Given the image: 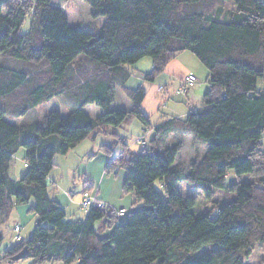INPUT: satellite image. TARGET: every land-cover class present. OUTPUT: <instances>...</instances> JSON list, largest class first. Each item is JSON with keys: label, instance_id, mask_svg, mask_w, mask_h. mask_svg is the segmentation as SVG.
<instances>
[{"label": "trees", "instance_id": "obj_1", "mask_svg": "<svg viewBox=\"0 0 264 264\" xmlns=\"http://www.w3.org/2000/svg\"><path fill=\"white\" fill-rule=\"evenodd\" d=\"M53 1L0 4V54L45 62L48 68L41 79L0 66V217L29 200L36 217L25 241L19 236L1 250L0 234V264H246L255 248L264 247V89L257 87L264 81V0H82L91 19L103 18L94 33L71 25L57 5L61 0ZM217 4L228 5L230 12ZM27 17L29 31L21 33ZM181 52L195 56L209 74L199 109L152 126L140 109L142 87L122 89L128 110L111 108L115 85L122 87L129 78L123 68L150 58L152 69L143 80L153 82ZM80 55L93 64L95 75L85 83L78 106L65 110L53 99L68 90L70 69ZM15 94L20 99L11 107L13 117L48 106L42 124L29 126L28 137L23 126L5 120V100ZM89 104L102 112L87 114ZM131 116L143 126V135L153 130L147 147L136 143L142 148L138 153L118 133ZM179 131L206 146L187 173L175 163L180 146L162 147L168 134ZM102 133L113 140L100 147L102 153L112 155L119 142L123 145L107 165L113 171L123 164L122 189L134 195L135 209L117 217L94 206L84 220L69 222L49 194L53 158ZM51 136L58 138L56 144L47 142ZM19 147L25 151V172L13 181L8 171ZM229 173L236 181L227 184ZM243 175L253 181H239ZM182 181L198 185L206 199L216 190L232 197L215 217L196 214L195 201L175 190ZM111 221V232L99 236ZM210 244L216 246L197 255Z\"/></svg>", "mask_w": 264, "mask_h": 264}, {"label": "rangeland", "instance_id": "obj_2", "mask_svg": "<svg viewBox=\"0 0 264 264\" xmlns=\"http://www.w3.org/2000/svg\"><path fill=\"white\" fill-rule=\"evenodd\" d=\"M7 0H4L5 2ZM57 3L56 0L53 1V4ZM67 14V17L70 21L71 24L78 26L80 28L96 32L103 23V18H98V19H91L88 14V6L86 7V4L82 0H61L57 3ZM217 8H220L222 11H226V13H229V6L224 5V4H217ZM214 11V10H213ZM30 19L29 17L26 18L25 23L23 24L21 28V33H27L30 28ZM190 56L192 59V62L189 61V59H185L184 57ZM140 63L143 62H149L151 63L150 58H143L139 60ZM138 61V62H139ZM137 62V63H138ZM136 63V64H137ZM134 64L131 66L127 67H132L135 68L136 70L138 69V66L140 65ZM0 66L12 69V70H19V71H28L31 74H34L35 76L41 78V79H46L47 78V66L45 62H35V61H22L18 59L12 58L8 53H3L0 54ZM152 69V67H151ZM151 69L149 71H145L148 74L150 73ZM166 69H172L176 70V72H181V74H185L186 72L192 70L194 73V76L196 77V82L195 85L199 84V86L202 85V88H205L204 86L208 87V72L207 69L193 56L192 54L186 53L183 54V56H178L175 59H172V61L168 64ZM69 77H68V90L65 91V93L55 97L53 101L55 103H60L59 105L63 109H67L70 107H77L78 103L82 101V99L85 97V83L89 81L93 75H95V67L93 64H91L83 55L78 57L72 64V67L70 69ZM180 74V75H181ZM173 82L177 83V79H173ZM147 82V81H146ZM151 82L146 83L147 86L144 87V91L146 93V97L144 99V103L142 105V109L145 116L149 119V122L151 125H155L158 120L161 119V117H166L169 118L171 116L170 114V102L171 98H169V94L166 95L165 92H158L157 88L150 89L152 86H149ZM174 83V84H175ZM258 88L263 87L264 89V81H259L257 84ZM192 89V88H191ZM22 91V90H21ZM189 90L185 91V95H187ZM205 91L202 90V93ZM22 94V92H21ZM171 97V96H170ZM14 98V101H13ZM8 98L5 100V106L7 108V114L5 116V120L9 123L15 124V125H21L23 126L26 131L24 133V136H30V125H40L42 124L45 115L47 113L48 106L46 105H39L36 106L35 108H32L28 110L23 116L19 117H13L11 113V107L20 99L18 94H15L14 96ZM121 96L118 92L117 96V103L121 106L123 104L120 102ZM199 105V104H198ZM197 105V106H198ZM86 111L91 113V116L94 115L95 112V106H92V104L86 105L85 106ZM142 111V113H143ZM93 113V114H92ZM143 113V114H144ZM133 119L135 125H139L141 129V124L134 118ZM128 119L126 120L125 123H123L121 126L124 124L129 125ZM128 123V124H127ZM125 129V128H122ZM131 131L126 132L125 130L122 131V136L125 138V143L129 146V149L132 152H139L142 150V148L135 143L136 139L139 137H142L143 140L145 141V146L147 147L149 145L148 142V133L144 132L139 133L140 131L135 130V127L130 128ZM100 136V135H99ZM109 140V139H108ZM264 143V140H263ZM173 145H179L180 150L176 156L175 163L181 167V169L187 173L188 168L191 163L199 161L204 152L206 151V146L203 142L198 141L194 138V136L189 133L188 131H179L175 134L168 135L165 137V139L162 141V147H170ZM262 145V144H261ZM123 145L122 143H118V145L114 148L113 154L116 155L120 151H122ZM263 153H264V144L262 145ZM24 154L25 151L22 147H19L16 151V153L13 155L12 160H11V165L8 171V177L9 178H16L17 180L20 179V177L24 174L25 172V166H24ZM57 155V154H56ZM117 169L120 171H123V164L120 162L117 164ZM67 169L63 168V177H64V185L66 187H69V189L66 190V192H71L73 202L77 203L79 200L81 202L80 196L81 193L86 192L89 190H83V183H82V178L72 175V179H66L67 174H66ZM105 171H108V173H112V168L106 165ZM257 181H259V178H256ZM236 181L234 176H229L227 177L226 183L229 184L231 182ZM239 181L241 182H252L253 178L249 175H243L240 177ZM49 189H50V194L54 193H59L58 198H60V194L64 198L63 190H61V187H56V191L51 189L52 187L50 186V181H48ZM155 187L158 190H161V183L160 181H157L155 183ZM63 188V187H62ZM175 190L177 193H179L183 198H191L195 201V206L193 208V212L197 213H202V212H210L213 217L216 216V211L219 208L220 205L225 200H228L229 198L232 197V194L226 193L221 190H216L214 191L213 198L206 199V197L203 194L202 189L191 182L188 181H182L176 184ZM94 193V204L88 207H81L80 202L79 205L72 204L71 209L74 206V211L73 213L76 215V217L82 216L84 213L86 214L89 209H91L94 206H97L101 209H110L113 210V215L116 216V213H120V211H123V214L126 213V210L123 209H112L107 205V203L98 197V191H96V188L92 187V190ZM82 218V217H81ZM115 218V217H114ZM116 221V219H113ZM35 221L36 219L31 222H29L27 225H24L23 228L21 229L20 232V241H25L30 234L32 233V230L35 226ZM114 221H111L110 226L114 224ZM113 222V223H112ZM3 223H0V233H1V246H6L8 241L13 238V226L11 225L12 223L9 222L5 223L6 226H2ZM215 244H210L207 246H204L198 253L197 255L207 253L210 249L215 247ZM264 258V249L263 248H255L253 254L247 259L246 264H259L261 263V260ZM22 264V263H19Z\"/></svg>", "mask_w": 264, "mask_h": 264}, {"label": "crops", "instance_id": "obj_3", "mask_svg": "<svg viewBox=\"0 0 264 264\" xmlns=\"http://www.w3.org/2000/svg\"><path fill=\"white\" fill-rule=\"evenodd\" d=\"M3 1L4 0H0V4L3 3ZM88 13H89V8H88ZM90 32H93V31H90ZM186 53H189V52H181L175 58H177L178 56H183V54H186ZM184 58L187 60L189 59V61L192 62V59L190 56L187 55V57H184ZM171 61H169L168 64ZM139 63L140 61L136 65H138ZM168 64L165 66L163 72L159 74L155 78V80L150 83L149 86H152L150 89L157 88L158 92L161 91V92H165L166 95L169 94L168 97L172 99L169 104L171 116H169V118L161 117V119L158 120V122H156V124L152 126H157L163 122H166L168 120L175 119V118L182 119L190 111L199 109L202 105L203 94L206 92L208 88L206 86H204L205 88H202V85L199 86V84L197 85L194 84V86L191 87L192 89L191 88L188 89L189 91L187 95H185V93L177 94L176 89L178 86H180L183 83L185 76L189 73H194V72L190 70L182 75L181 72H176V70L166 69ZM151 67H152L151 63L145 61L143 63H140V65L138 66V69L140 70H136L135 68L132 69V67L129 68L127 66L123 68V70L129 73V78L122 87L119 85H115V99L111 106L112 109L128 110L130 108V102L125 96L122 89L123 88L134 89L137 87H142L144 89V87L147 86L146 83L148 82L143 80V74L147 73L145 71H149ZM173 79H177L178 80L177 83H175V81L173 82L172 81ZM204 89L205 91L202 93V90ZM118 92L121 96L120 102L123 104V106L117 103ZM145 97H146V93H145ZM144 99L140 105V109H142ZM92 106L94 105L92 104ZM84 110L87 114L91 115V113L86 111V108H84ZM101 112L102 111L98 107L95 106V112L93 116H97ZM130 118H133V117L131 116V117L126 118V120L127 119L129 120L128 121L129 125L124 124L123 126H120V128L118 129V133L120 136H122L121 133L123 130H125L126 132L131 131L130 130L131 126L135 127V130L137 131L139 130L140 131L139 133L142 134L143 126H141V129H140V126L135 125L133 119H130ZM126 120L124 121V123L126 122ZM122 128H125V129H122ZM148 130L149 131L147 133H148V139H149L153 135V130L150 128ZM168 135L170 136L172 135V133ZM46 140L50 144H56L58 142V138L56 136H51L47 138ZM112 141H113L112 138L110 136H105L104 133L97 134L95 137L86 138L79 145L69 150L65 155L57 154L54 156L53 161H54L55 166L49 173L47 177V182L50 181V186L52 187L51 189L55 191H56V187L58 186L61 187V190H63L64 198L62 197L61 194H60V198H58L59 193H54L52 195L49 192V194L51 198L57 201L64 208L65 214H66L65 219L67 221L73 222L76 220H84L87 213L86 214L84 213L82 216L77 218L76 215L73 213L74 206L71 209L69 208V206L71 207L72 204L79 205L80 200L77 203L73 202V198H72L73 193L66 192V190L69 189V187H66L64 185V177L62 174L63 168L67 169L66 179H70V178L72 179L73 178L71 177L72 175H76L82 178V183H83L82 192L83 190L87 188L90 189L94 187L96 188V191H98L97 193H98L99 199L105 201L107 205L111 207L112 209H123V210H126V212H129L135 209L134 195L132 193H126L122 189V184H123V180L125 176V170L123 169V171H120L116 168L115 170L112 171L111 174L105 171V167L107 163L113 158H115L117 154L116 155L114 154L106 155L100 151V147L102 145H109L112 143ZM133 153H138V152H133ZM24 166H25V163H24ZM229 176H232V174L229 173ZM9 179L13 181H17L16 178H9ZM49 188L50 187L48 185V190L50 191ZM80 199H81V196H80ZM31 206H32V200H29L28 203L14 206L11 213L9 214L7 218L0 217V223H3L2 226H6L5 223L9 222V225L10 223H12L11 225L13 227L18 224L21 226V229H22L24 225H27L32 220L34 221L36 219L35 215L31 212ZM113 227L114 225L110 226V224H108L101 231V233H99V236L108 235L111 232ZM14 244H15V241L13 239H10L8 243L6 244V246L4 247L1 246V250L12 247ZM19 263L30 264L29 261H22V262H17L14 264H19Z\"/></svg>", "mask_w": 264, "mask_h": 264}, {"label": "built area", "instance_id": "obj_4", "mask_svg": "<svg viewBox=\"0 0 264 264\" xmlns=\"http://www.w3.org/2000/svg\"><path fill=\"white\" fill-rule=\"evenodd\" d=\"M195 82H196V77L194 76V74L193 73L187 74L183 80V83L177 87L176 93L177 94H184L185 91H187L189 88H191L195 84ZM135 143L143 146L145 141L143 140L142 137H139L136 139ZM92 193H94V192L93 191H89V192L86 191V192H83L81 194V202H80L81 207L85 208V207L91 206L95 203L94 202L95 197ZM122 215H123V211H120V213H116L117 217H120ZM20 230H21V226L18 224L13 227V238L12 239L14 241L19 240ZM4 264H12V263L6 262Z\"/></svg>", "mask_w": 264, "mask_h": 264}]
</instances>
